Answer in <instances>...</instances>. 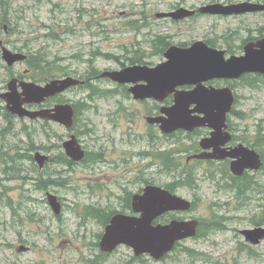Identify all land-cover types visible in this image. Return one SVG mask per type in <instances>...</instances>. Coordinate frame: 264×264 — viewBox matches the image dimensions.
<instances>
[{
	"label": "rangeland",
	"instance_id": "obj_1",
	"mask_svg": "<svg viewBox=\"0 0 264 264\" xmlns=\"http://www.w3.org/2000/svg\"><path fill=\"white\" fill-rule=\"evenodd\" d=\"M244 1L264 3L0 0L3 45L31 56L39 53L51 62L44 69L23 63L10 70L0 51V90H7L12 77L43 84L46 81L34 79L56 69L66 76L88 78L95 89L91 93L84 87L71 88L48 102L77 104L72 131L50 121L16 120L0 101V264H264V240L253 247L239 234L264 227V77L249 75L216 84L228 85L235 93L227 120L237 139L234 144L254 148L263 160L261 170L243 179L232 175L229 163L187 161L200 150L197 143L206 130L164 135L146 122L167 102L136 101L127 92L130 85L95 78L106 70L128 67L130 60L141 59L150 67L164 61L156 53L159 39L174 46L209 41L241 55L238 48L245 39L264 35V13L197 15L184 21L155 16L177 8L197 10L209 3ZM71 134L86 159L69 165L62 162L61 153ZM35 152L53 161L39 169L30 158ZM146 184L170 186L190 201L192 210L180 217L198 219L204 233L183 240L161 261L136 258L127 246L101 253L99 242L106 226L102 216L132 214L128 209L132 196ZM45 185V190H38ZM47 192L60 201V215L52 213ZM218 225V231L207 229ZM20 246L27 250L18 252Z\"/></svg>",
	"mask_w": 264,
	"mask_h": 264
},
{
	"label": "water",
	"instance_id": "obj_2",
	"mask_svg": "<svg viewBox=\"0 0 264 264\" xmlns=\"http://www.w3.org/2000/svg\"><path fill=\"white\" fill-rule=\"evenodd\" d=\"M256 12L264 13V4L249 1L229 5L210 3L198 9L201 15L213 16H239ZM195 13L194 10L180 8L173 12L157 14L155 17L179 21L193 17ZM1 51L2 60L8 67L26 59L24 54L14 53L4 46ZM243 53L241 56L234 55L226 59L223 50L209 47L202 40H198L187 48L176 45L167 48L163 54L164 61L155 66L135 65L117 71L106 70L100 77L108 78L116 84L130 85L128 93L138 101L149 99L163 102L166 97L172 95L173 105L162 107L161 116L148 117V124H157L165 134L179 129L187 132L202 127L212 129L214 131L212 137L200 142V147L205 153L194 158L232 159L230 171L239 177L246 170H259L261 158L255 150L241 144L227 152L222 150L221 146L230 139L226 132V119L235 102L234 94L228 87H207L206 84L212 80L239 79L247 73L264 75V38L246 43ZM78 85H83V82L73 77L50 80L44 86L13 78L7 84V92L1 93L0 98L4 99L6 109L12 115L52 120L70 130L74 119V109L71 105L60 103L49 110L37 111H30L24 106L44 103L49 97L60 95ZM18 87L21 89L20 92ZM182 87L192 89L189 91L178 89ZM63 149L73 162L81 161L85 157L74 135L64 141ZM209 149H212V153L206 152ZM35 159L41 167L48 157L35 154ZM132 198L131 208L138 216L113 215L104 228L99 242L101 251L112 253L118 246L126 245L133 250L135 257L147 255L155 261H160L165 254L172 251L176 242L193 238L197 234L198 221L195 219L183 221L173 219L165 225L155 224L159 216L170 211H189L191 203L183 197L176 196L160 186L146 185L141 194H135ZM47 201L52 211L59 215L61 205L57 197L48 193ZM240 234L252 245L264 240V228L243 229ZM19 251H25V248L20 247Z\"/></svg>",
	"mask_w": 264,
	"mask_h": 264
},
{
	"label": "trees",
	"instance_id": "obj_3",
	"mask_svg": "<svg viewBox=\"0 0 264 264\" xmlns=\"http://www.w3.org/2000/svg\"><path fill=\"white\" fill-rule=\"evenodd\" d=\"M1 7L2 8H5V5H2L1 4ZM4 22L5 21L0 20V26ZM263 36L264 35L262 33H259V37H263ZM249 40H255V38H247V39H245V41H243L242 45L238 48V50H241L243 44H245V42H247ZM205 42H207V44L209 46H211V47H216V45L214 43H212V42H209V41H205ZM156 43L158 45V47L156 48V53H158L159 55H162L164 53V51L171 46V44L168 43L167 41H165L164 39L163 40L162 39H159L158 41H156ZM180 46L181 47H187L185 45H180ZM234 52H236V51L235 50H231L230 48H227V53L233 55ZM45 57L46 56H41L39 53L35 54V56L28 55L25 62H26V65L30 69H35V68H38V69L39 68H42V69H44V68L48 67L49 64L51 63L50 61H48V59L46 60ZM129 63L131 65H141V64H144V62H142L141 59L138 60V61H131L130 60ZM93 75H94V73L91 74L90 76H93ZM63 76H66V72H64L61 69H59V70L56 69L53 72L47 71L46 74H45V76H43L42 78H36L34 80L35 81H47L49 79H53V78L57 79V78L63 77ZM87 79L88 78L84 79L86 84L83 87L85 89H89V91L91 93H94L95 92V89L93 88V86L90 83H88V80ZM96 93L99 95L98 92H96ZM73 107L75 109V117L74 118H75V122H76V116H77V112H78L77 104H73ZM61 158H62L61 160H62V162L64 164H69L70 165V162H69L68 158L66 157L65 154H63V152L61 153ZM262 167H263V165H262ZM245 177H243V178H245ZM243 178H241V179H243ZM48 185H50V184H48ZM46 187H47V185L41 186L40 188H38V190H45ZM167 189L168 190L170 189L171 191L173 190V188L170 187V186L167 187ZM128 209H130V207ZM109 218H110V215H107L105 218L102 216L103 223L104 224H107ZM207 229H211V230L218 231V229H220V226L219 225L217 227H215V226H209V228H207ZM197 231H198V235L204 233V231H205V227H203V223L201 221H199V226H198Z\"/></svg>",
	"mask_w": 264,
	"mask_h": 264
},
{
	"label": "flooded vegetation",
	"instance_id": "obj_4",
	"mask_svg": "<svg viewBox=\"0 0 264 264\" xmlns=\"http://www.w3.org/2000/svg\"><path fill=\"white\" fill-rule=\"evenodd\" d=\"M240 52V51H239ZM1 57H2V52H1ZM15 65H17V64H15ZM15 65H12V67H9L8 69H12V68H14V66ZM26 73H27V70L25 69V70H23V76L24 75H26ZM21 80H24V79H21ZM225 81L223 80V81H212V83H209L208 85H206V86H210V85H213L214 87H220V86H217L216 84H219V83H224ZM221 87H223V86H221ZM189 89H192L191 87H189V88H181V90H185V91H189ZM1 91H3V90H0V92ZM51 99L53 100L54 98H48V100H46L43 104H41V105H27V106H25L27 109H29V110H32V111H36L37 109H47V110H49V108H51V107H53L56 103H52V104H48V102L49 101H51ZM1 101V100H0ZM165 102H167L168 103V105H171V104H173L172 103V96L171 97H169V98H167L166 99V101ZM6 109V108H5ZM158 114V113H157ZM13 117V116H12ZM16 120H24V119H16ZM38 121V119L37 120H33V121H30V123H36ZM39 121H41V120H39ZM74 124H75V119L73 120V126H74ZM228 125V124H227ZM159 128V127H158ZM203 130H206L205 131V133H204V135H202V138L200 139V141H198V148H200V142L201 141H203V139H210L212 136V133L214 132V131H212V130H209V129H207V128H202ZM202 129H194L193 130V132H190V134L191 133H194V134H196V133H198V131L199 130H202ZM71 130H73V127H72V129ZM226 132L228 133V135H230V139H229V141H226V143L224 144V145H222L221 147H222V150H225L226 152L227 151H229L230 149H233V148H236L237 147V145H235L234 143H236V141H237V139H236V136H234L232 133H231V131H230V126L228 125V128H227V130H226ZM73 135V134H72ZM224 139H226V137H223ZM35 153H37V152H35ZM34 153V154H35ZM39 153V152H38ZM203 153H205L204 151H202V148H200V150L199 151H197V153H195V154H203ZM207 153H212V149H209L208 151H207ZM33 154V155H34ZM44 155V154H43ZM193 155V154H192ZM34 157H35V155H34ZM34 157L32 158V157H30L31 159H33L34 160ZM49 157V156H48ZM51 158L49 157V159H48V161H46L41 167L40 166H38L37 165V167L39 168V169H43L44 168V166H46L47 165V163L49 162V161H53V159H51ZM192 159H194V158H192ZM188 161L190 160V159H187ZM196 160H199V159H196ZM34 161H36V159L34 160ZM199 161H201V162H211V163H220V164H227V163H229V167H230V164H231V160L230 159H228V158H225L224 160H219V159H215V160H213V159H208V158H203V159H201V160H199ZM233 161V160H232ZM37 162V161H36ZM35 162V163H36ZM37 164V163H36ZM248 173H250V171H246V172H244L242 175L243 176H245V175H247ZM180 215H182V213H179V212H170V213H167V214H164V215H162L161 217H160V220H161V222L163 223V224H165V223H167L168 221H171V219H176V220H181V221H183V220H185L184 218H181L180 217Z\"/></svg>",
	"mask_w": 264,
	"mask_h": 264
}]
</instances>
